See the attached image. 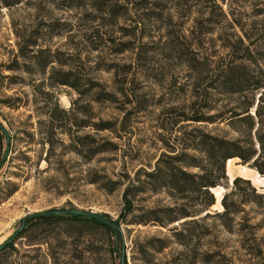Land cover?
I'll use <instances>...</instances> for the list:
<instances>
[{
  "label": "rangeland",
  "instance_id": "obj_1",
  "mask_svg": "<svg viewBox=\"0 0 264 264\" xmlns=\"http://www.w3.org/2000/svg\"><path fill=\"white\" fill-rule=\"evenodd\" d=\"M263 31L264 0L1 4L0 246L26 218L61 210L120 220L123 241L77 225L32 226L0 264H264V174L253 166L264 171V158L256 160L259 119L246 138L239 120L262 91L213 89L234 50ZM202 114H224L233 125L189 121ZM195 130L252 140L258 154L248 164L227 163L228 180L213 190L216 205L182 220V206L192 210L193 202L151 191L146 174ZM238 177L250 184L234 185ZM132 186L148 189L129 196L133 210L125 213ZM226 195L237 213L215 216ZM157 216L161 223L151 221Z\"/></svg>",
  "mask_w": 264,
  "mask_h": 264
},
{
  "label": "trees",
  "instance_id": "obj_2",
  "mask_svg": "<svg viewBox=\"0 0 264 264\" xmlns=\"http://www.w3.org/2000/svg\"><path fill=\"white\" fill-rule=\"evenodd\" d=\"M21 2L22 0H14L13 2H10V0H0V5L3 4L6 7H10L13 4ZM103 6L104 4H100V9H103ZM248 40L249 44H243L234 50L231 64L218 73L213 89L219 94L230 95L251 94L262 91L257 103L254 99L247 102V106L244 108L245 111L241 116L247 115L239 118L241 122L247 123V130L242 132L245 138L250 137L255 129L254 117L256 116L259 119V128L255 131L257 141L263 150L256 159L259 160L260 158H264V134H261L260 129L264 126V122L261 120L264 110V31L256 37H248ZM28 51L30 49L24 48L22 56L25 57ZM68 75V73L64 75L65 78L60 82L62 85L69 84V80H67ZM255 104L257 106L255 108V115L253 116L250 111L254 108ZM238 116L240 114H235L233 117ZM220 119L227 122L230 126L233 125L232 117L225 118L224 114L213 117L202 114L189 121L213 124ZM195 132L196 134L190 138L189 142L182 146L180 152L173 155L164 154L157 162L155 170L146 174L148 179L146 185L151 191L158 192L161 189H168L175 196L182 197V200L187 201V203L193 202L192 207L194 208L192 210L186 207L187 204L182 206V212L180 213L182 220L196 217L200 211L209 210L216 205V198L211 190L218 188L228 180L226 166L229 160L238 158L242 163L248 164L258 154L253 147L252 140L242 139L234 141L225 136L214 135L203 130H195ZM5 133V128L0 123V145H2L6 137ZM188 150L197 151L201 156L191 155ZM4 163L1 164V167H3ZM253 166L264 174V171L256 165V161ZM191 170H197V172H192ZM239 182L250 184V181L239 177L234 179V185H237ZM148 188L132 186L126 190L124 195L126 204L125 213L133 210L132 201L129 196L144 192ZM252 190L256 192L254 188ZM261 196H264V194L259 195V197ZM226 198L227 195L222 200L224 211L217 213L215 216L228 218L230 215L237 213L236 210H231L226 204ZM163 212L169 214L171 210ZM151 214H155V212ZM175 219H177V216H170L169 218L171 222H174ZM151 221L161 223L162 219L157 216ZM62 223L67 226H81L86 231L103 230L112 238H115L116 242L122 244L123 241L119 225L120 220L111 221L106 215L101 214L94 215L73 210H61L34 214L26 218L24 220V227L16 236L0 246V256L10 250H14L15 242L23 238V235L30 227L52 226Z\"/></svg>",
  "mask_w": 264,
  "mask_h": 264
},
{
  "label": "bare ground",
  "instance_id": "obj_3",
  "mask_svg": "<svg viewBox=\"0 0 264 264\" xmlns=\"http://www.w3.org/2000/svg\"><path fill=\"white\" fill-rule=\"evenodd\" d=\"M232 160H229L228 163H230ZM213 191V190H212Z\"/></svg>",
  "mask_w": 264,
  "mask_h": 264
},
{
  "label": "water",
  "instance_id": "obj_4",
  "mask_svg": "<svg viewBox=\"0 0 264 264\" xmlns=\"http://www.w3.org/2000/svg\"><path fill=\"white\" fill-rule=\"evenodd\" d=\"M227 167V166H226ZM228 176V175H227ZM211 192L214 194V192L211 190ZM215 195V194H214Z\"/></svg>",
  "mask_w": 264,
  "mask_h": 264
}]
</instances>
